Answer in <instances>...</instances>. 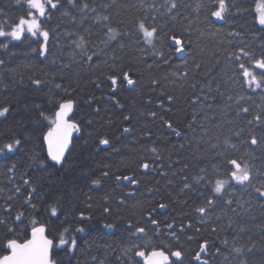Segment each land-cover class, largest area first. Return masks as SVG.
Returning a JSON list of instances; mask_svg holds the SVG:
<instances>
[{
  "label": "snow or ice",
  "instance_id": "snow-or-ice-1",
  "mask_svg": "<svg viewBox=\"0 0 264 264\" xmlns=\"http://www.w3.org/2000/svg\"><path fill=\"white\" fill-rule=\"evenodd\" d=\"M115 6L116 0H9L5 7H0V69L7 66L8 61L4 57L11 58L15 54L13 49L25 43L30 49L29 55L35 56L41 64L52 57L51 66L58 69L57 72L45 73V79L35 73L28 78L38 90L46 83L54 85L58 90L56 95L59 96V99L49 101L50 108L39 113L41 130L47 129L43 131L40 144L42 151L46 149V155L34 158L42 167L61 165L72 142L73 133L80 131L78 122L72 118L77 104L73 96L75 90L70 86L65 87L64 77L59 75L71 66L63 62V54L67 53L74 62L79 55L80 62L88 63L90 67L97 57L95 50L88 55L91 37L88 28H83V32L89 33L86 38L79 30L69 31L59 23L52 27L54 20L70 21L73 26L77 22L83 25L85 21L102 23L104 36L107 37L100 41L104 45L102 51L111 49L113 42H116L121 52L126 46H135L137 52L150 54L155 63L167 65L174 55L185 57L188 53L191 42L186 37L190 35V29L207 26L212 32V25L227 23L233 12L246 14L252 18L248 29L251 31V39L248 38V31L232 26L225 36L227 45L218 44L209 53L216 64L205 72L207 83L196 81L192 84L194 89L199 87L200 90L193 99V104H199L200 110L192 114L189 123L193 137L189 141V147L195 141L200 152L196 157L199 166L195 174L189 176L187 170L195 166L183 162L180 169V192L195 195L200 201L193 210L195 220L183 215L173 217L171 221H161L155 213L157 207H168L165 202L151 206V211L142 212L139 218H122L128 244L122 249L123 258L117 257V262L212 264L208 258L211 255L213 258L223 256V264H232V261L236 264H249L248 257L256 251V245L249 237L251 246H246L243 236L248 229L238 221L250 212L254 201L264 208V168L255 166L253 156L259 151L264 157V0H197L194 7L186 0H126L123 6L128 11L135 10L137 15L132 22L133 30L125 32L112 27L111 16L104 14ZM13 8L15 12H12ZM175 25H180L181 31H175ZM213 34L218 35L219 30H215ZM62 38L66 43H61ZM125 40L128 45L124 43ZM257 40L259 44L256 43ZM33 44L36 46L32 47ZM54 48L59 49L60 56H57ZM221 58L224 66L221 74L215 75L214 69L221 67ZM118 60L116 50L113 49L112 64H117ZM183 67L187 69V61ZM191 67L195 73H199L204 65L193 59ZM171 75L186 79L188 71H175ZM107 79L111 82L112 98L115 97L119 84H136L131 73L123 68H120L119 73L111 72ZM152 84L158 87L159 81L153 80ZM256 95L260 96L262 103L253 107L250 100ZM217 96L223 98L221 106H217ZM167 100L173 102L175 97L168 95ZM35 107L39 109L41 106ZM9 110L8 107H0V117H5ZM45 111L51 113V118L45 115ZM150 115L155 117L156 113L152 112ZM124 119L127 120L128 117ZM164 124L175 135L182 134L171 121H164ZM123 131L128 133L131 130L125 128ZM109 143L108 139L99 140L100 145ZM20 145V139L0 145V155L13 153ZM149 151L154 158L145 160L140 167L145 174L159 172L167 178L165 168L171 169L174 163L164 165L155 147ZM175 163L181 161L178 159ZM4 176L8 182L0 184V253H3L0 254V264H57L51 256L53 250L60 247H64L67 254H72L78 247L77 239L69 240V228L60 231L57 225L50 222L53 218H58L57 206H49L46 214L50 212V215H47L45 222H41L36 218L40 215L39 187L33 186L32 179L26 174L17 176L16 164L8 167ZM102 176L108 177L109 172H103ZM115 179L118 182L126 181L130 185L140 183L135 175H116ZM100 182V179L92 180L93 184ZM168 183L171 184L172 180L169 179ZM148 191L153 189L149 188ZM245 195L249 199L245 200ZM125 203L126 197H122L118 206L123 207ZM188 204L189 201L185 200L182 207H187ZM30 212L36 215L30 217ZM103 213L105 216L111 215L112 209L105 207ZM90 219V216H85L84 211L80 212V223ZM26 220L28 225H25ZM209 224L212 225V234L228 229L236 234L231 242L228 239L223 241V248L216 247L215 253L211 252L213 245L208 239H196ZM22 225L26 237L24 239L17 234ZM103 227L113 229L116 224L106 222ZM75 231L82 233L85 229L79 227ZM149 232L152 233L151 236ZM189 243H196L198 247L189 248L186 246ZM261 243L264 244V237L261 238ZM224 249H228L227 254ZM90 264L107 262L93 256Z\"/></svg>",
  "mask_w": 264,
  "mask_h": 264
},
{
  "label": "trees",
  "instance_id": "trees-1",
  "mask_svg": "<svg viewBox=\"0 0 264 264\" xmlns=\"http://www.w3.org/2000/svg\"><path fill=\"white\" fill-rule=\"evenodd\" d=\"M125 2L126 0H116V6L110 12L104 13L111 16V26L119 32L132 31V22L137 15L135 10L128 11L123 6ZM186 2L194 7L197 0ZM8 3L9 0H0V7H5ZM12 12H15V8ZM77 20L79 21V17ZM251 20L252 18L246 14L233 12L227 23L212 25V32L207 26L190 29V35L186 37L191 42L188 53L185 57L174 55L167 65L162 62L155 63L150 54L143 55L137 52L135 46H126L121 52L116 42H113L111 49L102 51L104 45L100 41L107 39L102 23L85 21L83 25L77 22L73 26L70 21L54 20L52 27L59 23L69 31L79 30L86 38L89 37V33L83 32V28H88L91 33L88 55L92 54V50L97 52L91 67L88 63L80 62L79 55L75 57L74 62L67 53L63 54V62L71 66L59 75L64 77L65 87L70 86L75 90L73 96L77 104L73 109L72 118L78 122L80 131L74 134L62 164L55 167H42L34 157L46 155L45 149L42 151L40 148L43 131H46V128L41 130L39 113L51 107L49 102L51 99H59L56 95L58 90L54 85L47 83L38 90L31 85L28 78L35 73L41 79H45V73L57 72L58 69L51 66L52 57L41 64L35 56L29 55L27 43L13 49L15 54L11 58L4 57L8 63L6 68L0 69V107H8L10 110L5 117H0V145L15 139H20L21 145L13 153L0 155V184L8 182L4 173L8 167L16 164L17 176L26 174L32 179L33 186L40 189L38 194L40 215L36 218L45 222L47 215H50V212L46 214V209L53 204L57 206L58 218H53L50 222L57 225L60 231L69 228L67 238L77 239L78 247L72 254H67L64 247L55 248L52 260L57 264H90L91 258L96 256L105 260L107 264H118L117 257L123 258L122 249L128 244L124 232L125 225L121 219L139 218L142 212L151 211V206L160 202L168 204L165 209L157 207L155 215L161 221H171L173 217L179 218L183 215L191 216L195 220L193 210L200 201L195 195L180 192L182 187L180 169L183 162L195 166L187 170L189 176L194 175L199 166L196 157L200 152L195 141L189 147V141L193 140L189 123L192 114L200 110L199 104H193L194 96L199 94L200 90L199 87L194 89L192 84L196 81L207 83L208 77L205 76V72L208 68H214L216 64L209 53L214 51L218 44L227 45L225 36L232 26L248 31ZM174 29L179 32L181 26L175 25ZM217 29L219 34L214 35L213 32ZM248 38L251 39V31H248ZM61 43H66L63 38ZM124 43L128 45L127 40ZM256 43L259 44V41ZM113 49L119 57L115 65L112 64ZM53 50L57 56L61 55L59 49ZM193 59L204 65L199 73H195L191 67ZM186 61L187 69L183 67ZM57 64H60L59 59ZM220 66L214 69L215 75L221 74L223 58L220 60ZM120 68L129 71L136 84L132 87L126 82L119 84L115 97L112 98L111 82L107 76L113 71L119 73ZM186 70L188 71L186 79L171 75L175 71ZM153 80L159 81L158 87L152 84ZM168 95L174 96L175 100L169 102ZM216 102L217 106H221L223 98L217 96ZM250 103L253 107L261 104L260 96L252 97ZM36 105L41 107L37 109ZM152 112L156 113L155 117L150 115ZM45 115L51 118V113L45 111ZM124 117L128 119L125 120ZM164 121H171L182 134L175 135L167 129ZM43 123L46 124L47 121ZM125 128L131 131L124 133ZM100 139H108L110 143L100 145ZM153 147L157 149L164 165L174 163L171 169L165 168L167 178L161 176L159 172L145 174L141 170L142 162L154 158L149 151ZM253 156L255 166L264 168V157L259 151ZM178 159L181 163H175ZM105 171L109 172L106 178L102 176ZM116 175H135L140 183L130 185L127 182H118L115 179ZM94 179H100L101 182L93 184ZM169 179L172 180L171 184L168 183ZM149 188L153 191H148ZM122 197H126V203L119 207L118 203ZM243 198L249 199L246 195ZM45 200L47 203H44ZM185 200H188L189 204L182 207ZM258 205L259 202L254 201L250 212L238 221L248 229L243 236L246 246H251L249 237L256 245V251L248 257L249 264H264V251H261L264 249V244L261 243V238L264 237V208ZM105 207L112 209L111 215H104ZM81 211L91 219L80 223ZM35 215L29 213L30 217ZM106 222L115 223L116 227L105 229L103 225ZM25 225H28L27 220ZM79 227H84L85 231L76 232ZM211 227L209 224L206 229H202L196 239H208L213 245L211 252L215 253L216 247L223 248V241L228 239L231 242L236 234L231 229L212 234ZM17 234L21 239L26 238L23 225ZM151 235L149 232V236ZM186 246L198 247L196 243H189ZM224 253L227 254L228 249H224ZM208 258L212 264H223V256L213 258L210 255ZM232 264L236 262L232 261Z\"/></svg>",
  "mask_w": 264,
  "mask_h": 264
},
{
  "label": "water",
  "instance_id": "water-1",
  "mask_svg": "<svg viewBox=\"0 0 264 264\" xmlns=\"http://www.w3.org/2000/svg\"><path fill=\"white\" fill-rule=\"evenodd\" d=\"M128 86H129V85H128ZM129 87H132V86H129ZM167 129H168V128H167ZM46 130H47V129H46ZM76 133H78V132H74V133H73V136H74V134H76ZM70 145H71V144H70ZM69 148H70V146H69ZM68 150H69V149H68ZM68 150L66 151V153L68 152ZM45 151H46V149H45ZM66 153H65V155H66ZM141 170L144 171L142 168H141ZM124 182H126V181H124Z\"/></svg>",
  "mask_w": 264,
  "mask_h": 264
},
{
  "label": "flooded vegetation",
  "instance_id": "flooded-vegetation-1",
  "mask_svg": "<svg viewBox=\"0 0 264 264\" xmlns=\"http://www.w3.org/2000/svg\"><path fill=\"white\" fill-rule=\"evenodd\" d=\"M70 240V239H69Z\"/></svg>",
  "mask_w": 264,
  "mask_h": 264
}]
</instances>
